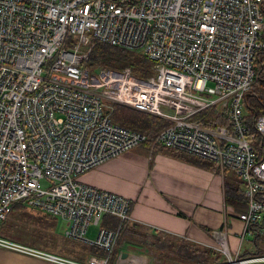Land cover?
Segmentation results:
<instances>
[{"label": "built area", "instance_id": "1", "mask_svg": "<svg viewBox=\"0 0 264 264\" xmlns=\"http://www.w3.org/2000/svg\"><path fill=\"white\" fill-rule=\"evenodd\" d=\"M263 1L0 0V229L22 200L63 220L64 236L105 254L79 260L1 230L0 248L55 264H137L120 252L110 260L132 218L131 200L77 178L147 140L114 120L115 103L168 121L150 150L178 149L214 163L222 176L236 174L247 204L236 215L240 240L251 236V224L264 221V111L249 119L244 98L264 48ZM98 43L141 53L152 73L90 68ZM210 108L225 123H205ZM90 224L100 226L91 239ZM225 233L214 232L232 264L264 261V254L229 257Z\"/></svg>", "mask_w": 264, "mask_h": 264}, {"label": "crops", "instance_id": "2", "mask_svg": "<svg viewBox=\"0 0 264 264\" xmlns=\"http://www.w3.org/2000/svg\"><path fill=\"white\" fill-rule=\"evenodd\" d=\"M216 169L218 174H213L205 167L194 164L193 160L187 161L166 154L159 147L150 150L149 146L141 143L134 149L126 150L87 170L82 179L86 183L129 198L132 202L131 222L135 221L171 235L184 236L206 245H213V237L216 238L214 232H226L229 246V237L233 240L237 237L235 247L232 249L230 246V249L235 251L244 228L243 222L236 216L242 208L239 206L237 211L228 201V197L234 193L235 185L231 183L230 186L226 182V172L222 176L218 168ZM193 173L197 176L193 177ZM196 179L202 181V196L209 210L193 207V184ZM108 226L112 227L113 223ZM63 232L59 236L62 237ZM127 240V249L119 250L123 258H134L137 264L142 259L140 264L151 262L150 250L139 247L130 237H127ZM27 244L35 245L30 242ZM40 248L73 257L49 249L45 245ZM76 254L78 256L73 258L79 260H87L92 255L85 249ZM0 264L55 263L0 248Z\"/></svg>", "mask_w": 264, "mask_h": 264}, {"label": "trees", "instance_id": "3", "mask_svg": "<svg viewBox=\"0 0 264 264\" xmlns=\"http://www.w3.org/2000/svg\"><path fill=\"white\" fill-rule=\"evenodd\" d=\"M262 10L264 14V6ZM262 37L264 38V28L262 31ZM89 65L92 69H94L97 65L114 68H123L127 66L130 67L131 71L138 76H146L152 73L151 62L148 61L141 53L121 47L108 46L103 43H98L94 46L90 55ZM253 65L255 70V81L244 98L246 116L251 120L264 111V48L255 54ZM203 114L205 123H207V121L225 123L224 114H221L216 109L210 108ZM113 118L125 127L145 133L148 138L144 143L147 146L150 145L155 134L168 124L167 120L162 119L159 116L142 112L120 103L114 104ZM157 147H159L160 150L163 148V151H167L172 156L179 157L187 161L193 160L194 164L196 163L206 167L212 166L213 168H216L215 164L207 159H203L174 148L163 146ZM233 190L234 193L231 194L228 199L231 198V204L237 209V211H239V206L242 208L245 202L242 194L243 189L241 187L234 186ZM16 207L26 208L22 200L16 201L13 204L11 211ZM242 210L244 209H241L240 211ZM6 221L7 219L3 221L0 229L1 233L6 236L16 238L21 237L30 243H35L38 246L45 245L48 246L49 249H53L59 253L73 257L78 256L76 253L83 249L90 254L98 256L105 254L104 250L86 241L75 240L64 236H58V238H56V234L53 231L49 234L39 231L40 233L35 235H31L27 232H21L23 235L20 233V236L18 233L19 230L15 229V231L11 226H4ZM110 224L111 223L108 225ZM263 225L264 221L251 224V237L255 246L251 249L246 248L243 251L240 250L236 255L237 260L250 258L262 253V249H260L259 246L261 237L264 234L261 232V226ZM127 237L134 239L138 246L144 248V250H151L153 252L164 254L167 259V264H225L229 261L228 257L214 245L202 244L180 235H171L167 232L150 228L149 226L135 221L125 222L120 232L117 244L110 257L111 261L117 255L119 250L125 251L127 249L126 247H128L127 245L129 242L128 240L126 241ZM170 253H172V255H170ZM236 264H264V261H252Z\"/></svg>", "mask_w": 264, "mask_h": 264}, {"label": "rangeland", "instance_id": "4", "mask_svg": "<svg viewBox=\"0 0 264 264\" xmlns=\"http://www.w3.org/2000/svg\"><path fill=\"white\" fill-rule=\"evenodd\" d=\"M133 149H134V147H133ZM131 150H132V148H131ZM161 151L166 153V154H169L167 151H163V148H162ZM194 166L195 165H193V168H194ZM200 166H203V165H200ZM203 167H205V169L208 170L209 172H213V174H218V172L216 171L217 169L213 168L212 166H210V167L203 166ZM198 170L200 171V169H198ZM88 171L80 174L77 177L78 180L83 181L82 177ZM195 176H197V175L195 173H193V177H195ZM225 178H226V182H228L229 184L233 183L235 186H238V187H241V188L243 187L241 179L236 174H234L231 170L227 171V173L225 175ZM83 182H85V181H83ZM41 183L44 186L46 181L42 180ZM201 187H202V181L199 180V179H196V183L193 184V191H194V193H193L194 194L193 207L194 208L203 207V208H207L209 210V208L207 207V202L205 200H203ZM228 201L231 202V198H229ZM246 207H247V204L244 202V205H243L242 209H245ZM131 216H132V212H131ZM193 225L194 226H198L197 224H194V223H193ZM4 226H11V227L14 228V230L15 229L19 230V232L17 231L19 233V235H20L21 232H27V233H29L31 235H35V234L40 233L39 231L44 232L46 234H49L51 231H53L56 234L55 235L56 238H58V236L61 235V233L63 232L64 226H65V222L63 220H61V219L56 218V217H50L48 215H44V213H42V212H40L37 209L32 208V207H26V208L16 207L9 213L7 221L4 224ZM99 228H100L99 225L90 224V226L88 227V230L86 232V236L85 237L86 238H90V239L94 238L96 236L97 231H98ZM35 230H37V231H35ZM217 235L219 236V234H217ZM63 236H64V234H63ZM64 237H66V236H64ZM12 238H14L16 240H19L21 242H26V240L22 239L21 237H18V238L12 237ZM236 239H237V237L234 240L230 239V237L228 239L229 240V244L232 247V249L236 245ZM251 240H252V237L249 236V235H246L245 238H243L242 240L239 239V241L237 243V248H238V245L240 243L239 251L240 250L243 251L246 248H248V249L253 248L254 244H253V242ZM213 241H214L213 245L215 247L219 246V249L221 251L223 250V247H226V241H224L225 244H224L223 247H222V245H219V243H221L220 242L221 240H219L217 237L216 238L213 237ZM33 246H36V244L33 245ZM230 246L227 245V248H228V251H229V255L228 256L230 257V255H231L232 258H234L237 255L236 254L237 248L235 249V251H233V250L230 249ZM38 247H40V246H38ZM41 247H44V246L41 245ZM259 248L262 249V253H260V254H264V234L261 237ZM54 251H56V250H54ZM150 253H151V258H152L151 262L149 261L150 263L147 262L146 264H161V263L162 264H167V259H166L164 254L158 253V252H153L151 250H150ZM223 253L225 255L228 254V253H225V252H223ZM170 255H172V253H170ZM141 262H143V259H142ZM141 262H139V264ZM225 264H232V262L228 261Z\"/></svg>", "mask_w": 264, "mask_h": 264}, {"label": "water", "instance_id": "5", "mask_svg": "<svg viewBox=\"0 0 264 264\" xmlns=\"http://www.w3.org/2000/svg\"><path fill=\"white\" fill-rule=\"evenodd\" d=\"M124 255H125V252H124Z\"/></svg>", "mask_w": 264, "mask_h": 264}]
</instances>
